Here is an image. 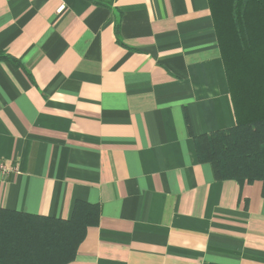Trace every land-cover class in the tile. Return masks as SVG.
<instances>
[{
  "label": "crops",
  "instance_id": "1",
  "mask_svg": "<svg viewBox=\"0 0 264 264\" xmlns=\"http://www.w3.org/2000/svg\"><path fill=\"white\" fill-rule=\"evenodd\" d=\"M0 50L1 255L264 264L263 181L199 154L236 125L209 0H0Z\"/></svg>",
  "mask_w": 264,
  "mask_h": 264
},
{
  "label": "trees",
  "instance_id": "2",
  "mask_svg": "<svg viewBox=\"0 0 264 264\" xmlns=\"http://www.w3.org/2000/svg\"><path fill=\"white\" fill-rule=\"evenodd\" d=\"M209 6L236 125L203 135L199 154L218 179L264 184V0H209ZM87 215L83 223H96L94 212ZM0 264L18 263L0 254Z\"/></svg>",
  "mask_w": 264,
  "mask_h": 264
},
{
  "label": "built area",
  "instance_id": "3",
  "mask_svg": "<svg viewBox=\"0 0 264 264\" xmlns=\"http://www.w3.org/2000/svg\"><path fill=\"white\" fill-rule=\"evenodd\" d=\"M66 9V5H61L57 12L60 14L62 13L64 10ZM5 170V165L3 163H0V171H4Z\"/></svg>",
  "mask_w": 264,
  "mask_h": 264
}]
</instances>
